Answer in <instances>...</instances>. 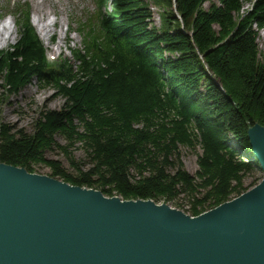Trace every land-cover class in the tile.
<instances>
[{
  "label": "trees",
  "instance_id": "1",
  "mask_svg": "<svg viewBox=\"0 0 264 264\" xmlns=\"http://www.w3.org/2000/svg\"><path fill=\"white\" fill-rule=\"evenodd\" d=\"M248 1L176 0L177 17L172 0H111L99 28L80 31L81 47L57 68L46 67L30 24L18 25L16 43L0 51L1 93L17 96L36 79L64 104L41 110L31 132L0 117V162L29 173L44 166L110 198L187 200L191 217L240 196L258 165L248 130L264 127V0L250 11ZM198 146L191 175L180 147ZM53 151L72 171L47 157Z\"/></svg>",
  "mask_w": 264,
  "mask_h": 264
},
{
  "label": "water",
  "instance_id": "2",
  "mask_svg": "<svg viewBox=\"0 0 264 264\" xmlns=\"http://www.w3.org/2000/svg\"><path fill=\"white\" fill-rule=\"evenodd\" d=\"M247 137L261 183L196 217L0 162V264H264V127Z\"/></svg>",
  "mask_w": 264,
  "mask_h": 264
},
{
  "label": "rangeland",
  "instance_id": "3",
  "mask_svg": "<svg viewBox=\"0 0 264 264\" xmlns=\"http://www.w3.org/2000/svg\"><path fill=\"white\" fill-rule=\"evenodd\" d=\"M24 2H27L30 5V11H31L30 23L35 29V31H37V22H36V17L33 15V9L37 7L42 13L47 15L46 18V22L48 23L47 29L52 30L53 32L49 36L43 37V40L41 42L43 43L44 47L48 51V54L51 58H57L61 55L69 57V51L67 49L68 39L72 40V44L70 45L71 47L73 46L74 48L80 44L81 39L77 34H73L69 36L68 31L70 30V28L73 29L76 28L77 22L85 21L91 13L96 12L97 10V4L96 6L95 4L91 6H84L77 4L74 0L20 1V3H24ZM214 2H216V0H214ZM7 3L8 0H0V10L3 9L4 11H7L8 10ZM247 5L248 4H245V9ZM157 13L155 14L156 24L159 23ZM5 21H9L8 23L11 29L15 30L11 18L6 19ZM5 21L0 20V25ZM92 24H96V20H94ZM15 42H16V38L14 40L8 39L5 43L2 44L0 43V49H8L9 46L15 44ZM263 43H264V32H260L258 35V47L261 53H264ZM1 92H2V88L0 87V98H1L0 117L4 123L11 125L12 128H14L15 130H23V131L31 132L33 120L38 116L41 110H45V109L57 110L60 109L64 104V100L57 94L56 90L52 88L40 87L36 80L28 84L17 96L9 97L7 95L5 96V93H1ZM56 141L59 142L60 144H65V140L61 136H57ZM180 151H181V157H182L181 160L183 162L184 169L189 174L194 175L195 171L197 170L196 155L201 152V150H199V146L196 147V149L194 150L180 147ZM73 152L76 161L78 162L84 161V154L81 150H73ZM47 157L50 159H56L60 161L63 167H65L68 171H72L71 168H69V164L67 160L58 151L47 153ZM35 174L50 176V170L44 166H41L36 168ZM262 179H263V173L261 172V170H259V166L257 165V168L251 174L246 175L243 179V185L247 190L246 192L259 185ZM238 197H235L232 200ZM147 201H151V200H147ZM153 203H155L157 206H161L165 204L169 208L177 211H181L183 213H185L186 209L190 207V204L187 202V200H183V199L177 200L174 203H165L163 201L157 203L153 202ZM186 215L189 214L187 213Z\"/></svg>",
  "mask_w": 264,
  "mask_h": 264
},
{
  "label": "bare ground",
  "instance_id": "4",
  "mask_svg": "<svg viewBox=\"0 0 264 264\" xmlns=\"http://www.w3.org/2000/svg\"><path fill=\"white\" fill-rule=\"evenodd\" d=\"M33 15L36 17L37 22V34L43 40V37H47L52 34V30L47 29L48 23L46 22L47 15L42 13L37 7L33 9ZM55 24V23H54ZM15 30L11 29L6 22L0 25V43H5L8 39L14 40ZM264 45V43H263Z\"/></svg>",
  "mask_w": 264,
  "mask_h": 264
}]
</instances>
